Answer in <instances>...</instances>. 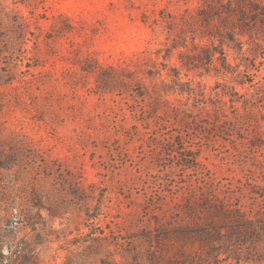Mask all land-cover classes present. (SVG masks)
Returning a JSON list of instances; mask_svg holds the SVG:
<instances>
[{
	"label": "rangeland",
	"instance_id": "rangeland-1",
	"mask_svg": "<svg viewBox=\"0 0 264 264\" xmlns=\"http://www.w3.org/2000/svg\"><path fill=\"white\" fill-rule=\"evenodd\" d=\"M258 86L264 0H0V264H122L181 227L180 264H264Z\"/></svg>",
	"mask_w": 264,
	"mask_h": 264
},
{
	"label": "trees",
	"instance_id": "trees-1",
	"mask_svg": "<svg viewBox=\"0 0 264 264\" xmlns=\"http://www.w3.org/2000/svg\"><path fill=\"white\" fill-rule=\"evenodd\" d=\"M227 12H229V9L227 10ZM257 90L264 93V89H262V87L260 86H258ZM186 158L192 157L186 156ZM189 204L190 203H186L185 207H183L186 210L184 212H197L196 208L200 206V203L195 207H192ZM208 206L210 207V209L207 210V212L204 214L205 218H197L194 222L196 233L193 240L194 242L199 244L201 250H204L211 256V258L205 259V263H208V260L210 259L217 263V261H215L214 259L215 254L218 255L227 252V247H223L224 240L220 241L222 248L218 251L214 246L219 242L218 236L220 238L223 237L220 234L218 235V233L215 234L214 232L228 225V223L226 225H220L227 220V217L225 215L226 209L220 205ZM181 228L183 229L173 233H169L168 231L165 233L163 231L162 234L161 232L151 234L148 231L143 235L137 237L140 241L143 239L146 245L140 249L134 247L132 248V250H127L124 255L122 264H145L144 259L146 260V262H148V264H164V261L165 264H180V262L185 259L186 250L184 248V242L188 238V231L184 229V227ZM162 238L164 239V241H162ZM228 238L229 237H227V239ZM181 264H183V262Z\"/></svg>",
	"mask_w": 264,
	"mask_h": 264
}]
</instances>
